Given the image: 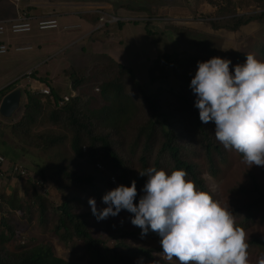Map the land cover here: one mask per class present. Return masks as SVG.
<instances>
[{
    "label": "rangeland",
    "instance_id": "1",
    "mask_svg": "<svg viewBox=\"0 0 264 264\" xmlns=\"http://www.w3.org/2000/svg\"><path fill=\"white\" fill-rule=\"evenodd\" d=\"M112 1L114 2L112 10L105 7L96 8H103L120 16H136L139 19L124 20L101 28L99 30L106 32H97L102 35L91 36L86 39H77L79 37L78 32L66 31L63 26L59 29L46 31H39L34 28L30 33L17 35L6 32L0 36L11 48L25 44H30L33 47L32 50H14V52L9 51L6 55L0 54V78H8L7 81H12L11 88L13 89H22L21 108L25 101L26 91L33 92L36 90L38 92L39 88H34L35 86L41 85V88L47 85L50 89L54 87L58 89L61 95L70 94L71 90L67 86L72 83L71 78H69L71 70H74L73 75H78L81 73L80 70L86 71L88 69L87 72H91V75L88 74L89 76L84 77L82 89L84 90L89 86L91 90L92 87L98 86V83L104 78L110 76L108 72H103L102 68L99 67L123 63L131 68L145 92L152 95L158 92L166 94L179 90V82L171 67L165 66L163 70L156 71L153 81L149 75L153 61L164 53L170 55L188 51L200 56H225L231 60L230 68L233 72L237 64L246 61L248 53H252L257 59L264 61L261 52L262 45H264V0ZM126 5H133L135 8L129 9ZM19 8L20 6H17V9ZM96 8H89V14H87L98 16L95 26L98 25L100 18V15L95 12ZM26 15L30 19L29 21L36 22L32 20V15H34L32 12L26 10ZM240 16H252L255 19L237 30L227 28V23ZM214 22H219L222 27L215 28ZM66 38L72 43L68 45V42L64 41ZM55 40L59 41L58 44L45 47V43ZM0 43L4 44V42ZM44 48L48 49L44 50ZM62 87L67 90L62 89ZM45 104L47 111L40 119H37L31 129L29 141H16L12 136L13 132L10 130V125H7L18 120L22 112L20 108L10 118L0 117V126L2 127L0 137L3 136L1 135L3 130L5 131L4 139L8 141V143H0V148L8 153L13 160L27 165L32 173L36 171V166H42L45 169L47 183L50 187L47 198L50 201L60 203L69 194L80 198L76 212L84 216L90 223L92 233L96 238L102 239L110 247H115L121 241H125L123 234L136 233V236L127 237L126 242L137 248H155L157 249L155 258L160 259L162 255L161 237L152 231L142 237L141 228L131 223L132 213L121 210L116 216H109L98 221L96 216L92 214L89 198L94 197L96 199L98 209L102 210L107 205L76 185L70 186L71 184L62 181L59 176L53 175L58 164L65 162L84 169L85 172H91V169L94 168L87 162L86 158L75 156L71 148L72 133L49 120L48 113L50 107L53 108V104L52 101L51 104L49 102ZM52 134L64 135L65 139L50 150L41 149L38 145L36 147L34 141L40 142L39 135ZM11 143L17 148H13ZM200 163H202L203 177L209 191L218 202L229 209H233L241 198L235 188L246 184L250 180V174L256 175L264 188V166L252 165L249 167L244 162L242 154L235 150L229 151L228 160L221 165V170L217 176H212L206 171L207 167L203 160H200ZM96 168L103 170L104 166L99 163L96 164ZM111 181L115 182L112 178ZM140 186L144 187V185ZM24 189L25 181L15 178L0 191H4L7 194L5 196L8 197L16 190L24 198L26 196ZM31 209L32 213L22 210L11 211L8 204L4 202V207L0 210V217L9 218L10 224L16 230L15 239L12 243L7 244L8 249L16 250L23 245H50L58 255L71 262L93 264L92 254L83 242L76 238L63 241L54 232L52 220L43 223L37 206H33ZM244 231L246 240L254 236H264V221L259 220ZM262 257H264V251L253 247L248 251V264H259ZM161 260L163 263L159 261V264H180L176 258H173L171 262ZM148 261L143 263L146 264Z\"/></svg>",
    "mask_w": 264,
    "mask_h": 264
},
{
    "label": "trees",
    "instance_id": "2",
    "mask_svg": "<svg viewBox=\"0 0 264 264\" xmlns=\"http://www.w3.org/2000/svg\"><path fill=\"white\" fill-rule=\"evenodd\" d=\"M126 7L135 8L133 5ZM254 19L255 17L252 16H240L226 26L237 30ZM213 25L215 28L222 27L219 22H214ZM261 52L264 56V45ZM210 58L212 57L200 56L188 51L170 55L164 53L158 56L149 70L152 81L155 80L156 71L168 66L172 68L179 82L178 92L166 94L158 92L148 95L131 68L123 63L99 67L110 76L104 78L91 90L89 86L82 89L84 77L91 75V72L88 73V69L80 70V74L73 75L74 70H71L70 86L75 94L69 101L65 102L63 98L66 94L61 95L55 87L51 89V95L41 94L36 90L26 91L18 120L7 125H10L12 136L16 141H29L30 131L37 119L47 111L45 103L51 104L52 101L53 108L50 107L49 120L72 133L71 148L75 156L86 158L94 168L91 172H85L84 169L83 171L65 162L58 164L53 175L59 176L62 181L71 184L70 186L76 185L98 200H102L104 194L112 187L115 188L120 184L131 186L132 181L135 180L138 195L134 203L138 204L140 196L144 194L140 185H144L147 181V177L140 176L139 171L149 167H155L157 170L165 169L169 174L175 169H185L188 173L186 179L193 181L198 190L210 192L203 177L200 160L206 165L207 172L217 176L221 165L228 160L229 150H226L215 138V124L212 122L204 124L200 120L199 109L194 106L196 95L190 88L191 80L198 69V61ZM11 87L12 84L0 90V103L6 94L15 89ZM46 98L48 99L45 102ZM0 117L2 118L1 115ZM1 135L3 136L0 137V143H8L4 139L5 131L2 130ZM38 139L40 142L34 141L36 147L50 150L61 144L65 137L52 134L39 135ZM11 146L17 148L13 143ZM84 147L86 151L83 150ZM0 153L8 162L21 163L13 160L1 148ZM99 163L104 166L103 170L96 168V164ZM24 166L30 173L24 179L26 196L21 197L15 190L6 197V193L0 191V210L4 207V202L11 211L22 210L27 213H32L31 208L37 206L41 221L47 223L52 220L54 232L63 241L76 238L89 248L93 264H144L146 260L150 261L146 264H152L153 261L163 263L161 259L155 258L157 249L137 248L126 242L127 237L136 236V233L123 234L125 241H121L115 247H110L102 239L96 238L90 223L76 212L80 198L69 194L60 203L50 201L47 193H43L32 179L33 175H37L48 182L45 169L36 166V171L32 173L27 165ZM112 177H115V182L111 181ZM235 190L241 198L238 204L229 210L234 216L236 226L246 230L257 221H264V188L256 175L250 174V180L236 187ZM15 236L16 230L10 224L9 218L1 216L0 264H80L58 255L50 245H23L16 250H10L7 244L12 243ZM246 243L247 251L253 247L264 251V236L251 237Z\"/></svg>",
    "mask_w": 264,
    "mask_h": 264
},
{
    "label": "clouds",
    "instance_id": "3",
    "mask_svg": "<svg viewBox=\"0 0 264 264\" xmlns=\"http://www.w3.org/2000/svg\"><path fill=\"white\" fill-rule=\"evenodd\" d=\"M231 63L220 56L198 61L190 83L196 95L194 106L202 123L215 124V138L226 150L241 153L249 167L264 166V61L248 53L234 72ZM139 174L147 181L138 204L134 203L135 180L131 186L120 184L104 194L107 207L102 210L94 197L89 198L98 221L121 210L132 213L131 223L141 228L142 237L149 231L161 237L160 259L169 262L176 258L180 264H248L244 229L236 226L227 206L186 179L185 169L169 174L149 167ZM259 264H264V257Z\"/></svg>",
    "mask_w": 264,
    "mask_h": 264
},
{
    "label": "crops",
    "instance_id": "4",
    "mask_svg": "<svg viewBox=\"0 0 264 264\" xmlns=\"http://www.w3.org/2000/svg\"><path fill=\"white\" fill-rule=\"evenodd\" d=\"M113 3L114 2L112 0H19V1L0 0V24L8 25L11 22L13 23L27 22L30 19L29 20H23V19L27 18L26 10H29L34 14L32 15V20L36 22L44 18L57 19L59 26L60 27L63 26V29L64 26L66 25H73V26L79 25V28L68 31L78 32L79 37H77V39H86V38H90L91 36L94 37L96 35H102L97 32L100 33L106 32L105 30L93 31L95 28V24L98 21V16L96 15L94 16L91 14L87 15L89 14L88 13L89 8L105 7L112 10V6H114ZM91 5L93 7H90ZM17 6H20V8L17 9ZM36 22H31L33 25V29L37 28ZM39 31H46V30H39ZM6 32L9 31L7 30ZM64 41L68 42V45L72 43L69 42L67 38L66 40L64 39ZM0 42L5 43V41L2 40L1 38H0ZM58 42H59L58 40H55L49 43H45V47L52 46V44H58ZM23 46L32 47L30 44H25ZM32 49L33 47L30 50ZM47 49L48 48H44V50ZM10 51L14 52V48L10 47ZM7 79L8 78L5 79L0 78V90L8 86V84L9 85L12 84V81L9 82L7 81ZM69 85L67 87L71 90V86L69 87ZM40 86L41 85L35 86L34 88H39L40 90ZM62 89L65 88L62 87Z\"/></svg>",
    "mask_w": 264,
    "mask_h": 264
},
{
    "label": "built area",
    "instance_id": "5",
    "mask_svg": "<svg viewBox=\"0 0 264 264\" xmlns=\"http://www.w3.org/2000/svg\"><path fill=\"white\" fill-rule=\"evenodd\" d=\"M14 1H19V0H14ZM96 13L100 15L99 18V23L97 26H95V30H99L101 28L107 27L109 25L115 24L120 21H132L139 19L136 16H120L116 15L112 12L106 11L103 8H96L95 10ZM23 20H29L28 18H25ZM29 21L27 22H17V23H9L8 25H3L0 24V36L3 35L7 30L14 34L17 35L19 33H28L33 30V25ZM36 27L39 30H52V29H57L59 28V23L57 19H40L36 22ZM19 26L27 27V31L23 32H18L19 31ZM79 28V25L73 26V25H66L64 26L65 30H73ZM32 47L30 46H17L14 48L15 51H24V50H30ZM0 50L3 52L2 55L7 54L10 51V46L7 45L6 43L2 44L0 43ZM39 92L41 94L45 95H51L52 90L50 87L47 85H44L43 87L40 88ZM75 92H70V94H66L64 96V101H69L71 96H73ZM63 102H61L62 104ZM84 151H86V147L83 148ZM28 175H30L28 169L25 168V166L21 163L17 162H8L6 157L0 153V189L6 188L8 182H10L12 179H25ZM32 179L35 181L36 185L38 186L39 189L43 191V193H48L50 191V187L48 183L41 178L40 176L33 175ZM113 181H115V178L112 177Z\"/></svg>",
    "mask_w": 264,
    "mask_h": 264
},
{
    "label": "water",
    "instance_id": "6",
    "mask_svg": "<svg viewBox=\"0 0 264 264\" xmlns=\"http://www.w3.org/2000/svg\"><path fill=\"white\" fill-rule=\"evenodd\" d=\"M22 95L23 91L21 88H15L6 94L0 103L1 116L5 118L12 117L21 106Z\"/></svg>",
    "mask_w": 264,
    "mask_h": 264
},
{
    "label": "bare ground",
    "instance_id": "7",
    "mask_svg": "<svg viewBox=\"0 0 264 264\" xmlns=\"http://www.w3.org/2000/svg\"><path fill=\"white\" fill-rule=\"evenodd\" d=\"M28 28L27 27H23V26H19V31L18 32H23V31H27ZM3 53L1 50H0V54Z\"/></svg>",
    "mask_w": 264,
    "mask_h": 264
}]
</instances>
